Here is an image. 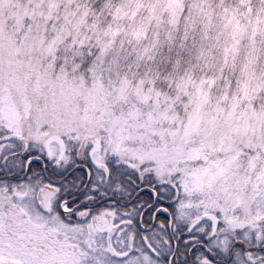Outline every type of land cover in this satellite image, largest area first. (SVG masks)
Wrapping results in <instances>:
<instances>
[{"label":"snow or ice","instance_id":"6c2138e0","mask_svg":"<svg viewBox=\"0 0 264 264\" xmlns=\"http://www.w3.org/2000/svg\"><path fill=\"white\" fill-rule=\"evenodd\" d=\"M0 264H264V0H0Z\"/></svg>","mask_w":264,"mask_h":264}]
</instances>
